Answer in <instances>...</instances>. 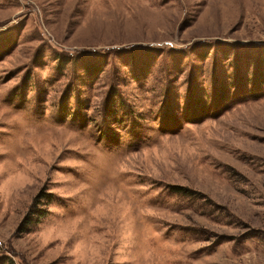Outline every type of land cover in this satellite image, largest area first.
I'll return each mask as SVG.
<instances>
[{"label":"rangeland","instance_id":"374dc122","mask_svg":"<svg viewBox=\"0 0 264 264\" xmlns=\"http://www.w3.org/2000/svg\"><path fill=\"white\" fill-rule=\"evenodd\" d=\"M0 264H264V0H0Z\"/></svg>","mask_w":264,"mask_h":264}]
</instances>
